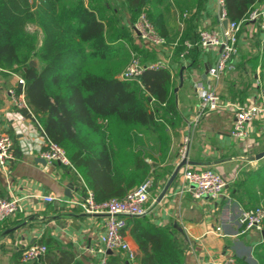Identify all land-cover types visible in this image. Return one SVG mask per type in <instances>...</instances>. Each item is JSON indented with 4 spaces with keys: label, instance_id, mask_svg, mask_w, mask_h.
Returning <instances> with one entry per match:
<instances>
[{
    "label": "crops",
    "instance_id": "1",
    "mask_svg": "<svg viewBox=\"0 0 264 264\" xmlns=\"http://www.w3.org/2000/svg\"><path fill=\"white\" fill-rule=\"evenodd\" d=\"M108 1L118 22L130 34L132 43L145 52L142 62L163 60L167 63L179 115L174 128L166 127L170 145L164 160L153 163L154 171L150 173L153 183L146 202L147 210L141 218L155 226L175 229L185 249L182 264H219L228 254L245 264H258L254 250L264 243V222L261 230L240 233L237 220L242 208L264 204V113L247 124L245 137L232 138L230 130L233 107L255 103L258 93L264 90V30L257 22H242L237 34V52L229 67L218 78L207 73L203 77L205 67L215 63L219 48L208 46L189 51L192 47L187 49L185 42L193 43L201 29L225 27L217 0H203L199 9L195 0H162L158 9L165 42L159 46L138 38L125 0ZM255 7L264 8V0H256ZM27 28L43 34L35 24H28ZM180 44L184 48L176 52ZM35 65L39 66L36 62ZM19 76L21 72L17 69L0 68V126L13 137L15 145L7 169L0 167V196L17 197L22 206V211L0 221V264H24L20 259L22 249L41 240H45L51 259L43 264H54L52 260L58 257L61 249L71 251L83 264H97L99 254L95 249L100 245L105 216L84 212L72 203L83 194L71 169L67 170L58 162L46 163L37 154L21 151L22 136L8 118V113L14 110L8 90L19 89ZM198 83L213 89L223 105L197 115L195 85ZM184 136L188 137L184 164L193 168L211 167L223 176L225 187L219 198H195L192 186L180 182L178 170L159 199L164 184L181 162L178 147ZM38 144L36 140V146ZM16 147L20 151L17 156L14 155ZM46 194L54 196V200L43 201L41 196ZM133 221L134 217H127L129 225ZM124 236L134 257L129 258L121 250H108V261L139 264L140 250L128 228ZM33 262L41 261L39 258Z\"/></svg>",
    "mask_w": 264,
    "mask_h": 264
},
{
    "label": "trees",
    "instance_id": "2",
    "mask_svg": "<svg viewBox=\"0 0 264 264\" xmlns=\"http://www.w3.org/2000/svg\"><path fill=\"white\" fill-rule=\"evenodd\" d=\"M125 1L132 22L144 12L164 38L158 9L162 0ZM202 3L195 0L196 8ZM255 5L256 0H224L223 7L229 20L244 22ZM28 24L43 32L38 47L37 33ZM197 38L198 33L193 41ZM131 53L145 60L108 0H0V68L21 72L26 107L19 110L64 148L82 177V194L90 189L95 202L121 198L150 176L153 163L164 160L170 145L166 127L179 121L169 68L145 66L137 80L118 78ZM34 54L38 67L29 64ZM141 216H133L125 227L140 250L139 264H182L185 249L175 229ZM46 247L41 262L32 264L51 260ZM254 255L264 264V243ZM52 262L83 264L66 249ZM234 264L245 263L235 258Z\"/></svg>",
    "mask_w": 264,
    "mask_h": 264
},
{
    "label": "built area",
    "instance_id": "3",
    "mask_svg": "<svg viewBox=\"0 0 264 264\" xmlns=\"http://www.w3.org/2000/svg\"><path fill=\"white\" fill-rule=\"evenodd\" d=\"M217 2L220 6L221 18L227 19L225 27L221 29H201L198 31V38L195 42H185L187 49L193 45L202 48L208 46L219 48L215 63L209 66L207 70V74L212 78H218L229 67L230 60L237 52V34L240 24L243 22V20H229L224 13V0H217ZM245 20L257 22L259 27L264 30V8H251ZM132 26L138 37L147 44L159 46L164 43V38L157 32L144 12L139 13ZM145 66L152 69L168 67L163 60L143 63L133 55L118 74V78L137 80ZM17 81L22 87L23 78L19 76ZM195 90L198 98L196 105L197 115L206 109L215 110L223 105L222 99L213 89L206 88L201 83H198L195 85ZM8 93L12 98L14 107V110L8 113V118L22 136L21 151L27 154H37L46 163L58 162L64 166H70L80 184H83L81 175L72 167L64 148L46 136L41 129L40 123L35 118H26L20 112V108L26 107L22 91L16 92L14 89H9ZM260 113H264V90L258 93L255 103L233 107L234 120L230 136L232 138L245 137L247 124ZM36 140L39 142V146H36ZM187 142L188 137L184 136L178 147L180 161L185 160ZM13 146V137L0 126V167L3 169H7L8 160L13 155ZM178 176L182 184H190L192 186L191 193L195 198L207 196L210 199H217L223 194L225 180L217 170L211 167L193 168L183 164L179 169ZM152 183L153 178L148 176L136 187L127 191L123 197H112L101 202H95L91 190L87 188L85 194L79 199L72 201V203L79 205L84 212L103 214L105 216L103 232L99 238L100 245L95 249V252L99 254L97 264H110L106 253L108 250H121L126 252L129 258L132 259L134 257L130 244L124 236V229L127 224V217L145 214L147 210L146 202ZM41 198L45 202L54 200V196L50 194L42 195ZM18 211H22L19 198L0 196V221ZM263 222L264 204L242 208L237 220L240 233L251 229L261 230ZM46 251L47 247L44 243L33 242L22 249L20 254L21 262L24 264L33 262L39 259ZM234 262L235 257L228 254L221 258L219 264H234Z\"/></svg>",
    "mask_w": 264,
    "mask_h": 264
},
{
    "label": "water",
    "instance_id": "4",
    "mask_svg": "<svg viewBox=\"0 0 264 264\" xmlns=\"http://www.w3.org/2000/svg\"><path fill=\"white\" fill-rule=\"evenodd\" d=\"M220 12H221V10H220ZM223 22L226 23V22H227V19L224 18ZM29 64H30V65H35V61H34V60H30V61H29ZM208 67H209V66L205 67L203 77L206 76V73H207ZM179 75H180V80L182 81V69L180 70ZM184 163H185V160H181V162H180V163L174 168L173 172L171 173L170 177L168 178V180L166 181V183L164 184V186H163V188H162V190H161V192H160L159 199L164 195V193L166 192V190L168 189V187L170 186V184H171L172 181L174 180V178H175V176H176V174H177L179 168H180ZM66 187H67L68 190L71 188L70 184H68ZM68 190H66V191H67V194H69V193H68ZM262 234H263L262 236L264 237V230H262Z\"/></svg>",
    "mask_w": 264,
    "mask_h": 264
},
{
    "label": "rangeland",
    "instance_id": "5",
    "mask_svg": "<svg viewBox=\"0 0 264 264\" xmlns=\"http://www.w3.org/2000/svg\"><path fill=\"white\" fill-rule=\"evenodd\" d=\"M42 36H41V34H37V38H36V46L38 47L39 46V41H40V38H41ZM127 42V41H126ZM128 43V42H127ZM127 47H128V49H130V46L127 44L126 45ZM134 55V57H136V58H139V60L140 61H143L142 60V55L141 54H135V53H131V55H130V58L128 59V61H127V63L129 62V60L131 59V57ZM31 60H34L36 63H38V65H40V62H39V60H38V57H37V55H35L34 54V56H33V58L31 59ZM126 66V65H125ZM124 66V67H125Z\"/></svg>",
    "mask_w": 264,
    "mask_h": 264
}]
</instances>
